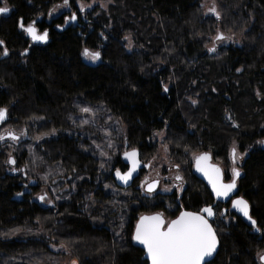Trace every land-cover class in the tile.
Here are the masks:
<instances>
[{
	"label": "trees",
	"instance_id": "16d2710c",
	"mask_svg": "<svg viewBox=\"0 0 264 264\" xmlns=\"http://www.w3.org/2000/svg\"><path fill=\"white\" fill-rule=\"evenodd\" d=\"M78 1L91 0H69L77 18L68 23L62 16L44 18L63 0H6L10 11L0 18V108L7 109L10 125L43 138L33 142L32 159L19 153L26 179L6 175L0 156V264H43L50 254L77 264H146L132 242L133 223L139 213L162 209L170 196L138 200L123 190L137 195L131 190L139 178L126 188L113 183L110 171L121 167L119 154L113 163L103 162L86 138L76 136L81 105H100L121 122L124 147L137 150L142 166L157 150L152 137L163 133L173 169L185 181L173 204L177 211L215 204L193 173L194 155L210 153L228 179L230 145L247 149L238 193L260 231L216 203L211 224L219 249L208 264H262L264 0H214L215 16L204 15V0H110L105 9L83 12ZM21 18L48 31L47 42L31 44L18 26ZM217 29L238 44L209 51ZM125 37L133 43L130 51ZM85 48L100 52L95 65L81 55ZM62 178L69 187L51 206L34 200L38 189L59 188ZM26 181L35 184L29 194L22 193ZM50 244L66 252H53Z\"/></svg>",
	"mask_w": 264,
	"mask_h": 264
},
{
	"label": "snow or ice",
	"instance_id": "6c2138e0",
	"mask_svg": "<svg viewBox=\"0 0 264 264\" xmlns=\"http://www.w3.org/2000/svg\"><path fill=\"white\" fill-rule=\"evenodd\" d=\"M68 2L69 0H63V6H67ZM9 11L10 9L7 7L5 0V6L0 7V14L8 13ZM80 11H84L83 6H81ZM210 11L215 12V7L211 8ZM76 18V14L73 13L70 19L75 21ZM68 19H65V23H68ZM18 26L33 42H47L49 36L48 31H38L35 26V21L25 25L23 18H21ZM216 39L222 40L224 37L218 35ZM3 45L4 41L0 40V46ZM209 51H215V48H210ZM26 53L27 49L21 55H25ZM2 55H9L6 47L3 48ZM81 55L85 59H90L93 62L99 60L101 56L99 51H90L88 48L83 49ZM165 91H167V88H165ZM193 103L195 104L196 101H193ZM80 111L85 114L95 115L93 109L90 107H83ZM6 116L7 109L0 108V122H3ZM83 123L87 124L89 120L85 119ZM19 139L20 137L13 131H7L6 134L0 133V141H17ZM260 143L264 144V141ZM101 155H104V153H101ZM137 157L138 153L135 149L124 153V158L131 166L127 172L122 173L120 169H117L115 173L116 178L124 184H127L132 179L133 173L140 165ZM231 158L235 165L239 158L235 147L231 150ZM210 159L211 157L206 152L194 155L196 171L204 175L208 184L211 186L212 193L217 199H229L237 190V178L240 177L241 172L237 167H233L231 182L225 183L221 169L210 164ZM7 163L14 165L16 161L10 155ZM177 167L179 166L177 165ZM176 180H182V177L177 175ZM156 183L158 182L153 181L148 183L147 192H153ZM39 199L42 201L45 200V195H41ZM231 205L233 209L249 221L252 228L260 231L257 226V220L253 219L250 214V205L247 200L243 197H237L231 200ZM214 215L213 207L210 205L202 208L199 212L181 211L180 215L170 222H166L163 219L162 213H156L151 216L142 215L135 226L132 240L143 245L147 256L146 264H207L206 258L211 257L218 247L216 231L209 222V218ZM16 231H19V229ZM260 260L264 262V255L260 256ZM72 264H77V262L73 261Z\"/></svg>",
	"mask_w": 264,
	"mask_h": 264
},
{
	"label": "rangeland",
	"instance_id": "374dc122",
	"mask_svg": "<svg viewBox=\"0 0 264 264\" xmlns=\"http://www.w3.org/2000/svg\"><path fill=\"white\" fill-rule=\"evenodd\" d=\"M110 0H91L89 2H76V5L78 9L80 10L81 6L84 7V11L91 10L93 7L98 6L100 9H105L107 5L109 4ZM203 7V13L204 15L208 16H215L216 13L210 11L211 8L215 7V2L214 0H204L201 3ZM216 10V9H215ZM74 12V11H73ZM72 10L68 9L67 6H63V2L56 4L52 6L47 14L45 15V21L50 22L53 18L62 16L64 20L66 18H69L68 21H71V14L73 13ZM218 35H222L224 39L222 40H217L216 37ZM125 46L128 51L133 49V43L130 40V38L127 37V39L124 38ZM237 45L238 42L236 39H234L232 36H229L219 29H217L214 33V35L210 38V42L208 43L207 47L208 50L210 48H215V50L221 46H228V45ZM84 60L90 64V65H95L99 60L93 62L90 59H85ZM83 107H90L93 109L95 115H89L82 113L80 111L81 108ZM76 121L73 123L74 129L77 131L75 134L76 136H81L82 138H86L87 143L91 146L93 151L96 153V156L102 160L103 162H108V163H113V156L115 153L119 154V160L121 154L127 150L124 147V136H125V127L124 125L119 122L117 119H114L111 117L105 110L103 109L102 106L100 105H86V106H78L76 107ZM226 116H229L228 114ZM89 120V123L84 124L83 120ZM20 129V128H19ZM26 134L21 136V140H25ZM28 138L25 141H22L21 144H23V147L28 150V156L30 159H32V153H33V148L32 144L34 141L38 142L43 139L42 137H37L28 134ZM39 138V139H38ZM163 138V133H155L154 136L152 137V141L150 142L152 145L157 144V150L147 158V160L143 161V170L140 173L139 180L136 183V186L133 188L135 191L137 190L136 194L134 195L128 190L125 191L123 190V193L127 195L128 197L131 198H137L140 200L141 196H144L146 200L153 202L154 198H157L156 201H159L158 197L163 196V198L170 196L168 201L166 202L164 207L160 210V212L163 214L166 222L171 220L175 214H177V209L173 206L175 202H179V197L182 195L183 190L185 188V181L183 179L182 174L177 172V170H174V162L170 160L169 156V150L166 145L163 144L162 142ZM122 143L121 147L119 148V145ZM20 144V145H21ZM260 144V141L258 142ZM109 145H111L109 147ZM10 147H13L10 145ZM235 147L237 154H238V159L236 164L234 165L232 162V159L229 158L230 162V167L227 170L229 175L231 176V170L233 167H237L240 170L241 164L247 155V149L243 152L239 150L238 144L237 143H232L229 147V154H231L232 148ZM19 152V150H17ZM126 152V151H125ZM101 153H104V155H101ZM145 165H150V166H145ZM115 167V166H114ZM117 167L113 168L110 171V174L112 175L113 171L116 170ZM106 171V170H104ZM179 175L182 177V180H176V176ZM66 178L61 179V184L59 185V188H55L53 185H45L43 188L38 189V191L34 195V200L38 201L42 206H51L53 201L57 199L58 194L62 193L65 189H68V185L66 184ZM158 181L159 188L152 192V193H147L144 191V181ZM114 183V182H113ZM32 185H35L32 183ZM30 186V185H29ZM32 188V186H30ZM26 187L24 188L25 192L29 193L31 192V188ZM57 189V190H56ZM59 191V193H57ZM150 194V195H149ZM41 195H45V200H40L39 197ZM156 195V196H155ZM140 196V197H139ZM162 198V199H163ZM166 199V198H165ZM161 201V200H160ZM157 213V212H156ZM143 213H139L141 215ZM49 248L51 251L56 252V253H65L66 250L63 246L61 245H49ZM264 254V249H262L259 252L258 258H260L261 255ZM58 255V254H57ZM46 257V262L43 264H72L73 260H70L69 256L65 255L63 256H54L50 254V256H44ZM48 260V261H47ZM40 264V263H36Z\"/></svg>",
	"mask_w": 264,
	"mask_h": 264
},
{
	"label": "flooded vegetation",
	"instance_id": "af4514ba",
	"mask_svg": "<svg viewBox=\"0 0 264 264\" xmlns=\"http://www.w3.org/2000/svg\"><path fill=\"white\" fill-rule=\"evenodd\" d=\"M1 17H3V16H0V18ZM33 21H31V22H29V23H32ZM28 24V23H27ZM27 24H25V25H27ZM35 26H36V24H35ZM36 28H37V26H36ZM21 30V29H20ZM22 31V30H21ZM39 31V30H38ZM23 32V31H22ZM24 33V32H23ZM25 34V33H24ZM2 47V46H1ZM229 118V116H227V119ZM229 120V119H228ZM7 131H13L17 136H19L20 137V139L19 140H17V141H12V140H4V141H0V156H3V158H4V163L6 164V171H5V173H6V175L7 174H11V175H13V176H18L19 175V173L20 174H22L21 176H22V178L23 179H26V173L25 172H22V169L21 168H18V162H19V158H18V156H19V153L21 152V151H24V153H25V155L27 156V154H28V150H27V148L25 149L24 147H23V144H21L22 143V141H25L29 136H28V132H27V129H22V128H20V129H18V128H16V127H13L12 125H10L9 123H8V121H7V117H6V119L3 121V122H0V133H4V134H6L7 133ZM24 134H26V138H25V140H21L22 138H21V136L22 135H24ZM21 144V145H20ZM10 145H12L13 147H10ZM17 150H19V152H17ZM128 151V150H127ZM11 155V157L16 161V163L14 164V165H12V164H8L7 163V160L9 159V156ZM122 155V154H121ZM120 162H121V167H117L116 168V170L117 169H120L121 170V172H125L126 170H127V166L126 165H124L123 163H122V161H121V156H120ZM116 170H114L113 171V173L116 171ZM141 170H143V166L141 165L140 166V169L137 171V173H136V175H135V177L131 180V183H130V185L128 186V187H130L131 185H132V183H134L139 177H140V173H141ZM113 173H112V180H113V182L116 184V182H115V180H114V177H113ZM231 179H232V170H231V176H229V178L227 179H225V177H224V181H226V182H229V181H231ZM238 179H239V177L237 178V188H238ZM154 181H156V180H154ZM152 182V181H151ZM150 181L148 182V181H144L143 182V185H144V191H146V186H147V184L148 183H151ZM34 184V183H33ZM160 184V183H159ZM34 186V185H32V181H26V182H23L22 183V187H23V191H22V193H25V194H29V193H27V192H25V190H24V188H26L27 186L28 187H30V186ZM117 185V184H116ZM118 186V185H117ZM147 192V191H146ZM154 192V191H153ZM147 193H149V192H147ZM152 193V192H151ZM150 195V194H149ZM19 196H21V195H19ZM156 196V195H155ZM155 205V204H154ZM216 205V203L214 204V205H212L213 206V210H214V206ZM224 205V204H223ZM228 206V205H227ZM160 210L161 209H157L156 210V208H155V206H154V209L152 210V211H150V212H148V213H143V214H141V215H144V214H146V215H148V214H154V213H161L160 212ZM180 211H182V210H179V211H177V214L180 212ZM200 211V210H199ZM198 212V211H197ZM177 214H175L174 215V217L177 215ZM141 215H139V216H141ZM139 216H137V218L139 217ZM137 218H136V220H137ZM136 220L134 221V223H133V228H134V225H135V222H136ZM170 221V220H169ZM169 221H167V222H169ZM133 231V230H132Z\"/></svg>",
	"mask_w": 264,
	"mask_h": 264
},
{
	"label": "water",
	"instance_id": "95a60500",
	"mask_svg": "<svg viewBox=\"0 0 264 264\" xmlns=\"http://www.w3.org/2000/svg\"><path fill=\"white\" fill-rule=\"evenodd\" d=\"M0 7H1V6H0ZM8 13H9V12H8ZM8 13L0 14V16H6ZM25 36H26V38L30 41L31 44H34V45H35V44H36V45H43V44L46 43V42H33V41L31 40V38H30L29 36H27L26 33H25ZM262 146L264 147V144H263ZM129 151H131V150H129ZM124 153H125V152H124ZM124 153L121 155V161H122V163H123L124 165L127 166V170L125 171V172H127L128 169H129V167H130L131 165H130L129 162L124 158ZM137 153H138V152H137ZM204 153H205V152H204ZM208 154H209V156L211 157L210 153H208ZM137 159L139 160V157H137ZM139 162H140V160H139ZM209 163L212 164V165H215V166L219 167L217 164H215V163L212 162V157H211V159L209 160ZM140 166H141V163H140L139 167L137 168V170L133 173L132 179L135 177L137 171L140 169ZM219 168H220V167H219ZM192 169H193V173L195 174V176H196L201 182H203V183L207 186V188L209 189V191H210V193H211V195H212V198H213V200H214V203H219V204L228 205V206H229V211H230V212L234 213L236 216L240 217V218H241V219H242L247 225L251 226V224L249 223V221H247V220H246V219H245L240 213H238L235 209L232 208L231 200H232V199H235V198H237V197H243V196L239 195V193H238V188H237V190L231 195V197H230L229 199H217V198L215 197V195L212 193L211 186L208 184L207 179L204 177V175H203L202 173L196 171V168H195V160H194V158H193V162H192ZM220 169H221V168H220ZM221 171H222V169H221ZM115 173H116V171L113 173V177H114V180H115L116 184H117L119 187L126 188V187H128V186L130 185L132 179H130V180L128 181L127 184H124L123 182H121L120 180H118V179L116 178ZM122 173H124V172H122ZM222 173H223V171H222ZM223 179H224V175H223ZM157 182H158V181H157ZM224 182H225V183H228V182H226V181H224ZM229 182H231V181H229ZM158 188H159V182L156 183V186H155V188H154V191H156ZM145 189H147V186H146ZM146 191H147V190H146ZM243 198H244V197H243ZM244 199H245V198H244ZM245 200H246V199H245ZM212 207H213V206H212ZM203 208H204V207H203ZM200 210H201V209H200ZM182 211L195 212V211H189V210H182ZM213 211H214V210H213ZM180 212H181V211H180ZM180 212H179L175 217H173L171 220H173V219H175L177 216H179V215H180ZM198 212H199V211H198ZM154 214H156V213H154ZM154 214H148V215L144 214L143 216H151V215H154ZM141 216H142V215H141ZM141 216H139V217L137 218L136 222H135V225H134V228H133V231H132V235H133V233H134V231H135V226H136V224H137V222H138V220H139V218H140ZM163 219L165 220L164 216H163ZM213 219H214V216L211 217V218H209V222L211 223V221H212ZM171 220H170V221H171ZM165 221H166V220H165ZM170 221H169V222H170ZM251 227H252V226H251ZM254 231L257 232L255 229H254ZM217 237H218V236H217ZM132 242H133V244H134L136 247H138L139 249L142 250V252H143V259H144L145 261H147V256H146V253H145V251H144L143 245H140V244L136 243V242L133 241V240H132ZM218 249H219V239H218V247H217V250L213 253V255H212L211 257H207V258H206V262H207V264H208L209 262H211V261L215 258L216 254H217V252H218ZM263 255H264V254H263ZM260 262H261L262 264H264V262H262L261 260H260Z\"/></svg>",
	"mask_w": 264,
	"mask_h": 264
},
{
	"label": "bare ground",
	"instance_id": "6f19581e",
	"mask_svg": "<svg viewBox=\"0 0 264 264\" xmlns=\"http://www.w3.org/2000/svg\"><path fill=\"white\" fill-rule=\"evenodd\" d=\"M129 151V150H128ZM137 151V150H136ZM229 207V206H228Z\"/></svg>",
	"mask_w": 264,
	"mask_h": 264
}]
</instances>
